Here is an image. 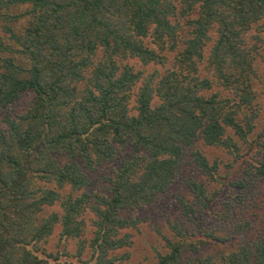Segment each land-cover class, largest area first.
I'll return each instance as SVG.
<instances>
[{
	"label": "trees",
	"instance_id": "1",
	"mask_svg": "<svg viewBox=\"0 0 264 264\" xmlns=\"http://www.w3.org/2000/svg\"><path fill=\"white\" fill-rule=\"evenodd\" d=\"M0 26V264H74L65 252H39L58 225L63 244L78 240L80 255L90 248L82 264L125 262L130 253H117L130 233L121 232L137 219L122 211L155 202L188 151L217 180L218 161L197 141L243 156L261 108L264 0H0ZM128 58L166 69L121 63ZM25 92L31 103L13 114ZM117 159L105 191L89 192V171ZM254 165L264 181V154ZM185 181L200 208L178 201L195 220L212 197ZM57 204L61 212L44 214ZM173 227L178 239L152 264H264V222L257 240L186 261L198 240Z\"/></svg>",
	"mask_w": 264,
	"mask_h": 264
},
{
	"label": "rangeland",
	"instance_id": "2",
	"mask_svg": "<svg viewBox=\"0 0 264 264\" xmlns=\"http://www.w3.org/2000/svg\"><path fill=\"white\" fill-rule=\"evenodd\" d=\"M18 6L20 7V5ZM251 33L255 34L256 30H252ZM0 34H2L1 26ZM146 41L151 43L150 38H146ZM261 44V55L258 56L256 64L258 78L255 81L259 92L257 104L261 107L260 115L256 119V127L251 133L249 141L240 142L243 156L235 161L234 155L225 147L209 146L204 144L201 139L197 141V147L207 155L211 163L218 161L219 168L215 175L217 180H213L205 174L188 151L182 161L178 177L166 192L150 205L122 211L123 216L136 218L137 223L136 226L125 228L121 232V234L130 233L131 245L118 250V255L124 252L130 253L127 261L119 262L120 264H152L156 261L157 250L166 251L168 249L166 242L168 237L178 239L174 225L184 232L182 237L189 236V241L198 240V249L192 251L191 246H188L183 261L195 259L197 256L208 253L219 254L230 251L242 243L257 240L263 234L264 181L256 174L254 165V162H257L264 154V42ZM121 63L135 64L138 68L145 67L147 71H152L155 67H159L162 71L166 69L155 64L145 66L138 58L121 59ZM218 88L215 85L213 90ZM32 98V92L23 93L14 104L12 113L26 110ZM2 115L3 113L0 112V120ZM129 153L130 150L124 151L126 156ZM59 158L62 162L67 159L64 156ZM120 163V159L104 162L97 167V170L89 171L91 179L87 187L89 192L93 190L105 191L109 185L107 177L113 174V168L119 166ZM192 178L203 183L208 195L212 197L208 200V207L203 208V213L195 220H189L185 216L178 201V197L181 196L193 203L197 210L200 208L194 192L185 181ZM240 180H243L244 183H236ZM54 210L61 212L60 205L47 207L44 214ZM92 216V212L88 213L87 219L91 221ZM89 221L84 236L86 241H89L94 235V226ZM247 221L251 223V227L245 231H239L237 228ZM60 229L61 227L58 225L49 240L40 246L39 252L41 247H44L47 252L56 253L58 250L61 253L65 252L63 260L66 259L74 264H82L83 260H89L90 248L87 246L82 255L78 254L79 241L69 238L64 240L63 244L60 241Z\"/></svg>",
	"mask_w": 264,
	"mask_h": 264
}]
</instances>
